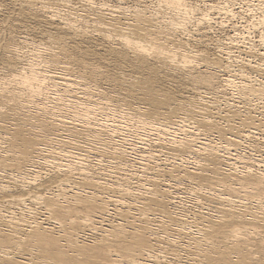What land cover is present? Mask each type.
Instances as JSON below:
<instances>
[{
	"label": "bare ground",
	"instance_id": "bare-ground-1",
	"mask_svg": "<svg viewBox=\"0 0 264 264\" xmlns=\"http://www.w3.org/2000/svg\"><path fill=\"white\" fill-rule=\"evenodd\" d=\"M193 3L199 11L183 6ZM232 3L253 15L264 9V0H132L108 17L73 9L71 0H0L1 23L25 30L14 35L2 25L9 36L0 33V53L11 50L7 74L0 55V216L8 223L0 264H188L179 259L193 254L200 264L264 261V51L255 55L264 32L256 44L234 23L228 43L214 39L226 25L211 11L228 23L243 17ZM246 24L262 28L264 15ZM94 34L105 49L79 53L71 40ZM91 54L143 74L100 72L84 62ZM157 65L169 80L206 91L176 103ZM101 78L126 85L127 97L103 89ZM165 146L167 156L153 150ZM183 186L204 212L180 209ZM8 193L20 217L6 211ZM41 212L45 221L35 217ZM171 252L178 261L167 259Z\"/></svg>",
	"mask_w": 264,
	"mask_h": 264
},
{
	"label": "rangeland",
	"instance_id": "rangeland-1",
	"mask_svg": "<svg viewBox=\"0 0 264 264\" xmlns=\"http://www.w3.org/2000/svg\"><path fill=\"white\" fill-rule=\"evenodd\" d=\"M72 1V3L73 4H71V6H72V8L73 9H76L77 7H79L80 6V9H82L83 10V5L84 6H86V7H84V9L86 10V11H89L90 13H95V14H103V15H105V16H108L109 17V14H111V12L113 13V15H115V16H118L119 14H118V12H116L117 10V8H113L112 6H115V7H117V6H124L123 4H121V3H123V2H128V1H132V0H123V1H115V0H92L93 2H95V3H100V2H103V3H105L106 5H111L110 7H101V9H99V10H94V9H92V8H90V7H87V5H85L84 3H82V2H80V1H77V0H71ZM211 1H215V0H211ZM121 4V5H120ZM259 6V5H258ZM260 7V6H259ZM58 8L59 9H61V10H64L65 8L60 4V6H58ZM114 10H113V9ZM230 8L231 9H234V10H237L238 11V14H240V16L242 17L241 18V20L240 19H233L232 21H229V23L227 22V19H228V15L227 16H225V14L223 13H221V12H219V11H217L218 13H216V11H211V17H216V18H214L215 20H216V22L218 21L219 22V20L221 21V19L223 20L224 19V23H225V25L226 26H224V30L226 31V32H220V31H213V33H212V36H214V39H216L217 37L219 38V39H222L223 40V44L226 42V43H228V40H227V38L228 37H230V35L232 34L233 35V32L231 31V27H233L235 24V28L236 29H239L238 30V32L240 33H242L243 32V34H245L244 35V37L246 36L247 37V33H254V34H252V37H251V35L250 36H248V38L249 39H252V40H254V41H256V44H257V41L258 40H256V39H259V35L262 33V32H264V26L262 27V28H259V29H256V30H254L253 31V29L250 31V29H249V26L246 24V22L248 21V23H255V20H257L258 21V19H259V16H263L264 15V9H260V8H258L257 9V11H256V13L253 15L252 13H249L247 10H249V8L247 7V4L246 3H236V4H231L230 5ZM241 10H244V11H247V12H244V11H241ZM240 11V12H239ZM261 11H263V12H261ZM115 12V13H114ZM213 12V13H212ZM246 15H245V14ZM263 15H262V14ZM242 14V15H241ZM217 15H219V16H217ZM252 15V16H251ZM257 15V16H256ZM90 17H92V16H90ZM199 17H201V16H197V17H195V19H197V18H199ZM220 17H222L221 19H220ZM226 19V20H225ZM245 19V20H244ZM254 19V20H253ZM237 23H236V22ZM240 23H239V22ZM228 23V24H227ZM235 23V24H234ZM18 23H16V22H12V23H9V26L8 27H6V23H1V16H0V30L2 29V27H3V29H4V31H8V32H12L14 35H17V33L18 34H20L22 31L23 32H25V30L22 28L23 26H21V27H17L16 25H17ZM40 24V26H45L44 25V23L43 22H41V23H39ZM241 24V25H240ZM3 25V26H2ZM214 25V24H213ZM232 25V26H231ZM238 25V26H237ZM10 26H11V28H10ZM24 26H25V24H24ZM215 26V25H214ZM229 26V28H226V27H228ZM26 27V26H25ZM46 27H52V26H48V25H46ZM246 27V28H245ZM248 27V28H247ZM244 28H245V30H244ZM3 29L0 31V33L2 32V36H6L7 34V36H9V33H7V34H5L6 32H4L3 31ZM6 29V30H5ZM7 29H9V30H7ZM28 29H30V28H27L26 27V31L28 30ZM249 29V31H246V30H248ZM262 29V32L260 33V30ZM228 30V31H227ZM91 31H92V29H91ZM256 31V32H255ZM4 32V33H3ZM247 32V33H246ZM1 35V34H0ZM32 34L31 33H29V35H28V38L29 39H32V37H33V35L31 36ZM226 35V36H225ZM231 35V36H232ZM256 35V36H255ZM2 36H0V38L2 37ZM6 36V37H7ZM19 36H26V35H24V33L23 34H21V35H19ZM3 37V38H4ZM5 37V38H6ZM222 37V38H221ZM34 40L37 42V43H43L44 45H47V46H49L50 45V43H52L51 42V39L49 38V37H47L45 34H43V36L42 35H39V34H34ZM75 45H76V47H77V49H78V51H79V49H82V51L83 50H86L85 48H87L89 45L90 46H92L94 49H97V50H100L101 52L105 49V48H103V47H105L106 46V44H104V45H101V44H103L101 41H100V39H99V37L96 35V34H94V35H91V36H86L85 38H83V39H77V38H74L73 40H71ZM200 41L201 40H199V43H198V45L199 46H197V47H200ZM225 41V42H224ZM49 43V44H48ZM116 44V42H114V43H110V48H117V47H119V45H115ZM54 47V44L52 43L49 47ZM103 46V47H102ZM195 47V46H194ZM257 48H259V49H257ZM256 48V50H259L260 52L259 53H256L255 55L256 56H261L262 55V53H263V51H264V46H262L261 48L260 47H257ZM26 50H27V48H26ZM262 52V53H261ZM79 53H82L81 51H79ZM76 55V57L78 56V54H75ZM90 57L91 58H89V57H87V58H85V60H84V62L86 63V64H93V63H95V65H96V67L98 68L97 70L98 71H100V72H104V70L103 69H106V72L107 71H109L110 73H117V75H118V77H121V79L123 78V80L124 79H129L130 77H132V79H134V77H136V78H139L140 76H141V74H143V72H141V71H132L131 72V70H128V69H130V68H126V66H124V67H121V66H118V64H119V62L116 60V58H114V57H112V56H107V55H105V54H103V55H101V56H96V55H90ZM256 58V57H255ZM260 58H262V57H260ZM107 68H106V67ZM88 67H90V66H88ZM157 67H158V69H157V73H158V77L160 78V79H162V80H164V81H162V83H165L166 84V86H168V87H171L172 89L171 90H173V91H175V92H178V93H176L175 95H176V97H179V98H177V100L178 101H176V103L177 102H182L181 100H184V99H186V98H191V97H193V95H194V93L195 92H198V91H206V87H196V90H194L193 89V86L192 85H190L188 82H187V80L186 79H180L179 81H177V82H175V81H172V80H169V78H166V76H165V73H164V71H162V69L157 65ZM103 70V71H102ZM170 72V74H175V70H174V68L172 69V70H169ZM102 81V82H101ZM108 80H104L103 78H101V80L99 79V84L102 86V88L104 89H108V90H110V91H112V92H114V95L115 96H118V97H127V92H126V85H124L123 84V86H119L118 87V85L114 82V83H111V82H108ZM161 82V81H160ZM110 83V84H109ZM114 85V86H113ZM116 90V91H115ZM208 91V90H207ZM139 98H141V96H139L138 98H137V102L138 103H140L141 101L139 100ZM183 98V99H182ZM164 110H165V108H164ZM80 143V142H79ZM86 143L87 144H91L92 146H93V144H92V142L90 141H86ZM81 145H83L84 143H80ZM87 144H84L83 146L84 147H88V145ZM90 145V146H91ZM86 150V149H85ZM154 151H157V153L158 152H162V153H160V154H164L165 156H167L166 154H168V153H172L171 151H169L170 150V148L168 147V146H165L164 147V149L162 148H160V147H154V149H153ZM160 150V151H159ZM153 151V152H154ZM83 153V152H82ZM166 153V154H165ZM159 154V153H158ZM161 157L164 159V156L163 155H161ZM169 157V156H168ZM161 158V159H162ZM239 166H241V164H239L238 162H236ZM260 165H263V164H260ZM45 167V168H44ZM43 169H42V172L44 171H46L47 170V168H48V166H43L42 167ZM50 171V169L48 168V170H47V172H45V173H48ZM43 172V173H44ZM130 174V175H129ZM131 172L130 173H128V176H130L131 177ZM104 179L105 178H107L108 176H102ZM43 178H45V177H42L41 178V180L43 179ZM111 178L110 177H108L107 179H105V180H107V181H109ZM137 179H133L132 177H131V179H130V181H132V182H134V181H136ZM132 182H130V184H132V185H135V183L137 182H134V184L132 183ZM52 185H54V184H52ZM51 185V186H52ZM52 187H55V185L54 186H52ZM184 187L185 186H183V189H182V192H181V190H180V192H181V197L184 199V201H182V202H184L182 205H180V209L183 211V212H188L189 214H190V212H192L193 213V210L194 211H197L198 210V208L200 209V210H198V211H203L204 212V210H205V208L206 207H204V206H202L203 208H201L200 206L199 207H197V208H194L193 207V204L188 200V196H190V194L188 193V188L189 187H185V190H184ZM39 189H42V188H38V190ZM187 189V190H186ZM16 190V189H15ZM15 190L13 191V195H18V194H14L15 193ZM9 194V195H8ZM7 194V196L8 197H5L6 199H4V201H6L7 200V198L9 199V203H11V204H9V203H7L8 202V200H7V202L5 203V204H8V205H10V207H8V205H7V207H6V211L7 212H11V211H8V210H15V213H17V217H20V215H21V211L19 210L20 208L19 207H21V205L19 206V202L18 201H16V199H17V197H15L14 198V196H12V194L10 195V193H8ZM31 195V193L30 194H28V196H30ZM10 196H12V197H10ZM24 196H26V195H24ZM27 196V197H28ZM20 198H23V197H20ZM25 198V197H24ZM186 198V199H185ZM13 201H12V200ZM25 199H28V198H25ZM30 199V198H29ZM29 199L27 200V202L29 203ZM189 202H188V201ZM187 201V202H186ZM15 202V204H16V202H17V204L16 205H18V206H16L15 204H13ZM187 204V208L186 207H184L186 204ZM13 204V205H12ZM30 204V203H29ZM185 204V205H184ZM191 206H190V205ZM12 205V206H11ZM193 209H191L190 207ZM14 207V208H13ZM182 207V208H181ZM189 207V208H188ZM19 208V209H18ZM186 208V209H185ZM185 209V210H184ZM188 209H190V211L188 210ZM40 211V210H39ZM182 212V213H183ZM186 212V213H187ZM4 214H6V215H8L7 213H4ZM40 214V213H39ZM36 215L35 217L36 218H38L39 220H42V221H45L46 220V216L45 215H43L42 214V212H41V214L40 215ZM19 215V216H18ZM27 217H30V216H28L27 215ZM45 217V218H44ZM0 219H2V220H0V227H6L7 225H8V223H7V221L5 220V219H3V216L1 215L0 216ZM5 220V221H4ZM107 221H105L104 223H103V225L105 224V225H107V223H106ZM7 224V225H6ZM6 229H7V227H6ZM94 230H88V229H85V231H84V234H85V236L87 237H91L94 233H95V231L93 232ZM87 233H88V235H87ZM90 234V235H89ZM165 244V243H164ZM162 246H164V245H162ZM165 247V246H164ZM172 253V254H171ZM171 253H169L168 255H167V257H169V258H167L168 260H171V261H178L177 259H179V258H177L176 256H175V254L177 255V253L176 252H171ZM179 256V255H178ZM191 256H192V258H191ZM194 256H196L195 254H193V255H190V257L189 256H185V255H182V257L179 259V261H186L188 264H198L199 263V261H197L198 259H200V258H198V256H196V257H194ZM26 257V256H25ZM24 257V258H25ZM174 257V258H173ZM177 259H176V258ZM186 257H188L187 259H186ZM193 257L195 258V259H197V260H195V259H193ZM26 259H27V257H26ZM24 260V259H23ZM192 260H195V261H192ZM191 261V262H190ZM200 264V263H199Z\"/></svg>",
	"mask_w": 264,
	"mask_h": 264
},
{
	"label": "snow or ice",
	"instance_id": "snow-or-ice-1",
	"mask_svg": "<svg viewBox=\"0 0 264 264\" xmlns=\"http://www.w3.org/2000/svg\"><path fill=\"white\" fill-rule=\"evenodd\" d=\"M89 3L92 4L93 7L96 6L95 4L92 3V0H89ZM174 6H177V7H178L179 5H176V4H169V7H174ZM183 6H184L185 8H188V7L190 6V7L193 8L195 11H199V9H200V5H199V3H193V4H191V5H189V4H184ZM103 7H109V5H103ZM147 7H151V5H145V8H147ZM204 7L207 8L208 5L205 4ZM129 11H132L131 7L129 8ZM204 18H207V14H206V13H205V17H204ZM201 22H203V19L201 20ZM6 51H7V55H4L3 53H0V55H3L2 65L4 66L5 74H7V71H8V69H7V65H8V63H9L8 56L11 55V50L6 49ZM258 264H264V261H260V262H258Z\"/></svg>",
	"mask_w": 264,
	"mask_h": 264
},
{
	"label": "clouds",
	"instance_id": "clouds-1",
	"mask_svg": "<svg viewBox=\"0 0 264 264\" xmlns=\"http://www.w3.org/2000/svg\"><path fill=\"white\" fill-rule=\"evenodd\" d=\"M190 10L195 11L193 8H190ZM185 23H186V21H185ZM175 27H177V28L183 27V24H177V25H175Z\"/></svg>",
	"mask_w": 264,
	"mask_h": 264
}]
</instances>
